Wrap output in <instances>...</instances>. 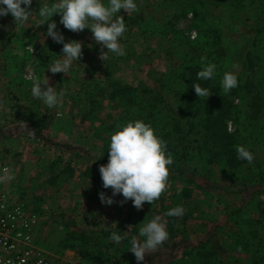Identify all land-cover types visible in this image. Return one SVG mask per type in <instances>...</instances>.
I'll list each match as a JSON object with an SVG mask.
<instances>
[{
    "label": "rangeland",
    "instance_id": "1",
    "mask_svg": "<svg viewBox=\"0 0 264 264\" xmlns=\"http://www.w3.org/2000/svg\"><path fill=\"white\" fill-rule=\"evenodd\" d=\"M202 1L205 5L202 15L198 18L199 22L193 20L191 11H188L186 16L177 21V34L167 36L161 45L163 48L155 52V57L149 60H131L128 62L130 67L125 70L122 67L117 74L118 77L123 81L133 80L136 85L141 79L143 85L155 87L154 79L163 73L167 66L181 63V57L190 49V43L185 44L183 38H188L191 43L196 40L206 42V37L199 34L201 27L203 29L208 27L207 30L209 27H215L218 36L222 37L221 45H229L230 54L233 51L236 54V57L226 58L225 61L220 59L218 62L220 65L214 62L218 72L216 81L220 83L226 71H232L238 77L241 73V53L249 39L255 35L256 29L264 25V0H246L237 6L223 0ZM54 2L55 0H33L30 9L34 12L33 15L26 23L17 27L11 14L0 17V169L10 168L14 177L0 183V192L19 200L27 213L34 214L36 221L33 228L34 243L51 264H115L113 255L108 257L106 255L102 261H97L92 257L83 258L77 250L63 247L61 244L71 230L86 233L92 237L91 242L95 243L94 241L98 239L95 236L99 235L101 229L117 228L127 232L128 226L131 225L129 223L133 220L130 219L129 223H126L127 213L130 212L135 219L138 218L141 225L147 215L143 217L140 214L141 211H146L145 203L142 210L130 207L128 203L132 202L131 200L121 206L119 202L124 198L122 195H116L113 197L116 203L106 205L99 198V193L103 189H91L88 192L91 187L83 180L82 167L86 164L91 165L94 156L103 151L97 132L108 125L110 113H114L116 109L112 105L114 102L106 99L101 107L94 109L92 114L88 113L92 106L83 100L87 82L83 83L84 69L76 63L77 60L73 61L69 74H53L47 69L46 66L51 59L61 58L59 55H62L63 45L46 36L48 25H41L43 18L36 13L39 12L41 4L50 5ZM157 2L163 4V10L159 13H156L152 6ZM177 2L178 0H135L139 9L135 14L140 15L143 22L153 18L161 24L165 21V16L180 10ZM52 19L57 22V31L63 34L65 42L77 40L86 47L91 45V36L87 34V28L71 34L59 23L60 14H56ZM132 28L136 36L139 26L134 25ZM27 32L38 35L40 47L52 56H43L40 59L37 46L26 42ZM194 32L196 35L191 38ZM126 34L127 30L121 39ZM30 47L34 52L29 51ZM261 47H264L262 32L258 34L253 45L254 53L260 51ZM141 48L142 45H139L137 51ZM89 54L93 55L94 51L91 50ZM194 54L199 56L198 52ZM233 65L238 67L234 68ZM100 69L97 66L94 80L98 78L97 72ZM258 70L260 76L264 77V60ZM28 75L41 80L48 79L50 85L56 87L57 93L65 91L57 107L50 109L43 101L32 96V81L26 79ZM235 99L237 107L244 109L239 99ZM247 115L241 116V120L235 123H229V131H234L235 128L240 131L239 139L242 145L254 154L252 164L247 162L238 169L230 170L221 163L213 169L204 166L200 157L191 159V165L208 180L206 194L194 196L192 201L206 211V214L202 215L197 212L200 208L195 207L198 216L191 222L195 226L194 233L204 235L205 233L201 232L211 226V222L203 226L205 219L209 218L208 216L214 220L220 218L221 208L224 207L225 210L227 203L230 204L229 208L233 205L238 208L242 206L243 217L262 221L256 223L261 226V233H224V243L229 251L224 254L222 264H264V117L259 116L253 120L247 118ZM39 120L43 121L40 128L41 136L35 134V138H32L18 132L21 121H25L28 129L32 130ZM197 137L199 132L192 133V139ZM60 144L66 146L62 147ZM192 144L196 143L193 141ZM66 163L76 168L72 179L61 187L48 184L50 172L57 171L54 170L56 167L61 169ZM62 176L60 175V178ZM259 187L261 191H257ZM105 191L107 192V189ZM106 195L112 196L108 193ZM248 207H251L250 210ZM254 222L251 225L255 224ZM247 236H251V239L246 246L241 242V238ZM100 237L110 241V235ZM230 241L232 245L234 243L237 245L234 248L237 251L231 248ZM121 246L123 245L119 243L118 247ZM239 246L242 247L241 251L238 249ZM128 247L130 248V244ZM91 249L96 251L95 248ZM107 252L113 254L111 250ZM125 252L133 254L129 249ZM148 254L150 253H147L145 258ZM119 256L120 254L117 255Z\"/></svg>",
    "mask_w": 264,
    "mask_h": 264
},
{
    "label": "trees",
    "instance_id": "2",
    "mask_svg": "<svg viewBox=\"0 0 264 264\" xmlns=\"http://www.w3.org/2000/svg\"><path fill=\"white\" fill-rule=\"evenodd\" d=\"M223 1L234 3L237 6L246 0ZM176 5L180 7V10L165 16V21L161 24L153 18L143 22L140 15L135 14V12L130 16L124 10L117 13L116 15L124 16L127 29L125 37L119 40L126 52L124 56L110 53L108 59L102 61L99 58L101 45L94 41L90 29L87 30V34L91 36V47L83 45V56L80 61L77 60L76 62L84 69L83 83L87 82L83 91V100L88 101L89 105L92 106L88 113L97 107H101L106 99L113 101L112 105L116 109L114 113H110L111 119L108 125L97 132V138L102 143L103 151L94 156L91 165L86 164L82 167L83 180L91 187L88 192L91 189L99 188L103 189L101 192L112 194V189L108 188L106 192L103 187L99 166L108 163L109 133L116 130L117 124H124L136 119L150 123L156 134L166 142L167 152L172 155L173 163L168 166L170 174L166 190L152 204L145 202L144 209L146 211L140 213L143 217L145 214L147 215L146 220L143 219L145 220L142 221L143 223L149 222L157 215L161 216L162 222L166 223L169 236L157 251L148 254L142 262H137L134 254L125 252L129 249L128 245L132 236H137L141 240L144 239L139 237L138 233L142 225L138 218L135 219L133 214L129 212L125 216L128 219L126 223L128 224L129 220L133 219L129 223L132 227L127 238L121 242L123 245L121 247H118V244L112 240H103L100 236L111 235L113 231L123 235L122 229H101L99 235L95 236L98 238L97 241H94L95 243L91 242L92 237L84 232L69 231L61 243L62 246L77 250L83 258L90 257L91 259L92 257V259L96 258L95 260L102 261L106 255V257L113 255L115 264H222L224 263V254L229 251L224 243V233H261V226L256 224L262 223L260 219L254 220L255 222L253 219H247L243 217L242 206L238 208L233 205L229 208L230 204L228 203L225 205V210L224 207L221 208L220 218L214 220L208 216L209 218L205 219L203 226L210 222L211 226L201 232L205 233L204 235L194 233L195 226L191 222L197 218V212L205 215L206 211L201 208V205L198 207V204H193L192 201L194 196H200L201 193L206 194L208 180L205 179L203 173L191 165V159L200 157L204 166L213 169L222 163L221 165L227 169L235 170L247 163V161L237 159L234 149V145H242L239 139L240 131L237 128L234 131H229L228 125L241 120V116L247 114V118L253 120L259 116L264 117V77H261L258 72V67L264 60V47H261L260 51L256 53H254L253 48L258 34L264 33V25L256 29L255 35L245 45L240 56L241 73L238 76V86L229 93L222 92L220 83L216 81L218 78L216 70L210 80L197 79V72L201 70V57H206L207 62L217 64L220 59L236 57L234 51L230 54L229 45H221L222 37L218 36L215 27H209L208 30V27L204 29L201 27L202 29L199 30L201 37H206L207 44L198 40L191 43L188 38H183L185 44L190 43V49L181 57V63L179 62L175 66H167L165 71L154 79L155 87L150 88L143 85L141 79L138 80L137 85L134 84L133 80L130 82L123 81L117 75L122 67L124 70L130 67L128 62L131 60H149L155 57V52L163 48L161 45L167 36L177 34V21L186 16L188 11H191L193 20L199 22L198 18L202 15L205 3L202 0H178ZM152 6L156 13L163 10L162 3L157 2ZM134 25L139 26L136 36L132 28ZM68 31L73 34L72 31ZM25 35L28 36L26 42L37 46L40 59L43 56H52L42 50L37 41L38 35L35 33L28 34V32ZM160 41L161 44H159ZM137 44L142 45L139 51H137L139 46ZM91 50L94 51L93 55L89 54ZM194 52H198L199 56H196ZM97 66L101 69L97 72L98 78L94 80ZM195 83L209 89L212 95L208 98L198 97L192 86ZM235 98L239 99L244 109L237 107L234 103ZM42 125L43 121L39 120L32 128L36 130L35 134L38 137L41 136L40 128ZM196 131L199 132V137L192 139V133ZM193 141L196 143L195 145L192 144ZM60 146L66 145L60 144ZM54 170L57 171L50 172L47 182L50 185L61 187L70 178L72 179L76 168L70 163H66L61 169L56 167ZM261 190L260 187L257 188V191ZM128 204L133 207L132 202ZM177 206L183 207L182 216H165L167 211ZM195 207L200 209L196 212ZM250 208L248 207V210ZM253 222L255 224L251 225ZM225 228L228 229L225 231ZM250 239L251 236L242 237L241 242L247 246ZM230 244L232 245L231 241ZM236 246L234 243L231 248L237 251L234 249ZM91 248H95L96 251ZM238 249L241 251L242 247L239 246ZM107 250H111L113 254L108 253ZM118 254H120L119 257H117Z\"/></svg>",
    "mask_w": 264,
    "mask_h": 264
},
{
    "label": "clouds",
    "instance_id": "3",
    "mask_svg": "<svg viewBox=\"0 0 264 264\" xmlns=\"http://www.w3.org/2000/svg\"><path fill=\"white\" fill-rule=\"evenodd\" d=\"M32 3L33 0H0V17L11 14L17 27L26 23L33 15L34 12L30 11ZM121 10L129 16L139 11L135 0H107V3L105 0H55L50 5L41 4L36 14L43 18L41 25H48L46 36L63 45L62 55H59L61 58L51 59L46 66L47 69L53 74H69L73 61H80L83 56L81 41L65 42L63 34L57 31V22L52 19L56 14L61 16L59 23L72 32L79 33L86 28L90 29L94 41L101 45L99 58L102 61L107 60L110 53L117 56L126 55L124 47L119 42L127 30L124 16L116 15ZM29 51L34 52V49L30 47ZM200 64L201 70L197 72V79H212L216 65L207 62L206 57H201ZM26 79L32 81V96L43 101L50 109L57 107L65 95L64 90L57 93L56 87L51 86L48 79L41 80L33 75L26 76ZM192 86L200 98L212 95L209 89L201 87L199 83ZM237 86V75L232 71H226L220 81L222 92L229 93ZM35 131L29 130L27 123L21 121L19 133L35 138ZM234 149L237 159L252 164L254 154L247 147L237 144L234 145ZM172 163L173 157L167 152L166 142L156 134L150 123L136 119L117 124L116 130L110 133L108 163L99 166L103 187L112 189V196L100 192L101 202L111 205L116 203L114 196L122 195L124 199L119 202L121 206L131 200L137 210H142L145 202L152 204L166 190L170 174L168 166ZM13 178L10 168L0 169V183ZM183 213V207L177 206L167 211L165 216L179 217ZM143 222L139 228V237L144 239L132 236L130 240L129 250L137 262L144 261L147 253L157 251L169 236L166 223L162 222L161 216L157 215L149 222ZM131 227L132 225H129V230L123 232V235L113 231L109 239L116 244L121 243L127 238Z\"/></svg>",
    "mask_w": 264,
    "mask_h": 264
},
{
    "label": "built area",
    "instance_id": "4",
    "mask_svg": "<svg viewBox=\"0 0 264 264\" xmlns=\"http://www.w3.org/2000/svg\"><path fill=\"white\" fill-rule=\"evenodd\" d=\"M35 222L19 200L0 192V264H51L34 243Z\"/></svg>",
    "mask_w": 264,
    "mask_h": 264
}]
</instances>
